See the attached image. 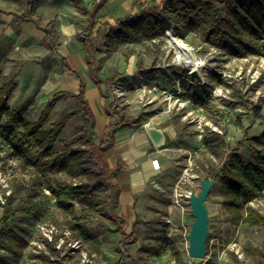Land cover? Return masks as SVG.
<instances>
[{
    "label": "rangeland",
    "instance_id": "374dc122",
    "mask_svg": "<svg viewBox=\"0 0 264 264\" xmlns=\"http://www.w3.org/2000/svg\"><path fill=\"white\" fill-rule=\"evenodd\" d=\"M100 1L85 0V3L90 8ZM133 1L109 0L101 18L115 25L117 20L140 10L131 6ZM142 1L155 6L160 0ZM28 4L35 5L34 18L48 32L49 38L44 36L41 41V46L46 49L54 47L57 50L65 42H76V36L87 25V20L76 15L65 0H0V11L4 13L0 14V72L12 59V71L6 77L0 76V85L16 73L24 59L31 57L29 50L20 51L19 23L13 25V18L7 16L8 13L28 14ZM217 5L224 11L222 3ZM171 23V27L176 25ZM11 26L17 37L7 36L5 30ZM172 31L203 62L204 68L196 70L195 76L191 75L189 66L175 63V52L166 40V32L162 38L144 40L138 44H117L116 49L103 42L102 55L98 56L95 64L100 69L97 77L108 81L102 87L106 108L113 106L121 115L134 118L132 127L143 129L156 120L168 122L171 130L169 141L157 148L163 151L169 166L158 172L154 184H150L147 205L160 209L161 215L156 218L166 225L168 208L178 198L183 212L181 220L177 216L176 222L179 223L178 227L182 222L185 229H174L168 243L165 235L157 234L153 236L155 240L145 239L128 246L127 250L133 257V261L128 264H176L170 244L188 263L257 264L258 261H264L263 230L260 226H246L226 212L221 183L222 166L231 154L237 153L243 162L252 164L256 163L253 150H259L264 155V146L252 143L250 138L262 131L264 121V57L259 42L246 39L257 52L236 58L207 43L198 28H180L178 36ZM90 34H94V31ZM58 57L56 54L54 59ZM141 70L153 73L146 77ZM81 71L86 74L89 68L84 67ZM182 80H188V86H182ZM65 90L68 91L67 88ZM79 108L75 100L61 101L51 113L48 124ZM38 112L30 111L23 118L32 121ZM98 121L96 118V124ZM111 123H115V118ZM80 124L79 117L73 119L64 128L60 139L73 138ZM15 128L19 130L18 126ZM98 136L93 137L94 143L99 145L104 142L103 146H106L104 136ZM72 147L83 158L89 154V145L80 147L74 143ZM55 149L59 152L61 146L57 144ZM56 177L68 180L64 174ZM208 177L214 181L205 202L210 240L206 257L196 260L187 255V236L193 221L187 196L189 193L197 194L201 179ZM47 181L41 177L35 179L33 168L25 164L9 140L0 137V205L4 203L5 197L18 189L20 192L14 194L15 204L18 201L26 203L29 198L32 201L38 199L39 196L35 198L33 185L48 199L45 212L38 220L17 214L9 221V228L14 233L6 238L10 248L0 247V257L6 264L78 263L77 255L68 256L63 252V257L62 253L41 252L37 248L40 234L35 225L38 222L55 224L59 231H69L72 238L77 239L75 232H71L68 227V222L73 219V215L65 208L70 203L68 198L63 194L57 200L51 192V188L55 189L52 178L49 176ZM247 206L264 216V191L258 193L257 199ZM81 207L79 203L73 204L74 215H79ZM1 213L0 207V216ZM97 216L104 224L90 229V232L99 236L106 264L116 263L121 257L119 222L105 220L102 212L97 213ZM144 236L150 237L147 230ZM85 248L88 251L87 246Z\"/></svg>",
    "mask_w": 264,
    "mask_h": 264
},
{
    "label": "trees",
    "instance_id": "16d2710c",
    "mask_svg": "<svg viewBox=\"0 0 264 264\" xmlns=\"http://www.w3.org/2000/svg\"><path fill=\"white\" fill-rule=\"evenodd\" d=\"M68 1L84 16L95 14L99 7L96 6L94 10L89 11L83 6L82 0ZM107 1L101 0L100 3ZM219 2L223 4L224 11L218 7ZM139 7L138 13L118 20L114 26L105 24L107 32L103 38L111 48L114 49L117 44H138L144 40L162 38L165 32L171 29L173 22L176 25L172 28L177 36L180 34V28H198L207 43L236 58L257 52L246 39L259 42L264 57V0H160L155 6L143 2L139 3ZM30 8V14L21 19L29 18L34 13V6ZM94 26L95 23L90 21L87 28L77 36L87 49L89 65L100 53L98 39L89 34ZM62 63L68 70L73 71L64 61ZM141 73L147 77L153 71L141 70ZM93 78L96 84L102 83L95 75ZM14 79L15 75L0 85V137L9 140L25 164L33 168L35 179L41 177L48 182V177L52 178L55 189L49 188L57 200L65 194L82 205L78 216L74 215L72 204L65 205L67 211L73 215L68 227L75 232L76 238L87 245L89 253L100 254L99 236L91 233L90 229L103 225L97 213L100 209L108 208L114 200L115 187L110 183V179L118 171V167L110 169L104 157L111 144L103 146L104 143L101 142L96 145L93 141L94 118L89 104L83 99V86H80L79 92L75 95L66 92L55 93L39 117L35 121H28L17 109H10L7 105V100L14 90ZM186 82L188 80H182L181 85H187ZM71 97L78 100L80 109L48 124L50 114L58 100ZM107 114L115 118V123L109 124V129L131 127L135 122L134 118L121 115L113 106L107 108ZM75 116L82 120L76 135L71 139H60L67 123ZM17 126L19 130L15 128ZM250 138L252 143L264 146V121L262 131ZM74 143H78L80 147L89 145L88 156L83 158L81 153L76 152L72 147ZM57 144L61 146L59 152L55 149ZM238 146L239 144L236 148ZM253 154L255 164L243 162L237 153L231 154L228 161L224 162L221 192L224 197L223 205L231 217L241 220L246 226H260L264 233V216L247 206L257 199L258 193L264 191V155L259 150H253ZM60 174H64L68 180L56 177ZM33 189L35 198L39 196L38 199L32 201L29 198L26 203L18 201L15 204L14 194L20 192L18 189L14 194L5 197L4 203L0 205L2 249L10 248L6 238L14 235L9 228L11 219L17 214H23L38 220L45 212L47 196L39 193L34 185ZM124 224V220H120L121 231L125 227ZM121 236L122 240L119 243L121 257L113 264H128L133 261L127 247L135 243L136 237L132 232L130 234L122 232ZM209 240L210 238L206 241L207 253ZM170 247L176 264H197L184 261L172 244ZM0 264H6L1 257ZM257 264H264V261H258Z\"/></svg>",
    "mask_w": 264,
    "mask_h": 264
},
{
    "label": "crops",
    "instance_id": "0c3cea01",
    "mask_svg": "<svg viewBox=\"0 0 264 264\" xmlns=\"http://www.w3.org/2000/svg\"><path fill=\"white\" fill-rule=\"evenodd\" d=\"M65 1L67 2V5L72 6L76 15L87 20L85 29L90 21L95 23L94 28L90 31L91 33L94 31V34H89L91 37H96L98 39L100 53L95 57L92 64L89 65L87 62V49L84 44L78 40V38H76L77 41L74 43L65 42V44L58 47L57 50L54 47L46 49L41 46L43 37L46 36V38H49V36L48 32H46L42 26L40 27L37 19L34 18L36 9L34 10V13L29 16V18L21 19V17H25L30 14V7L33 4H28V14L26 15H13L12 13H8L7 16L13 18L12 22L15 23L13 25L19 23L20 33L18 37L20 39V51L24 52L25 50H29L31 57L24 59V61L20 64L21 66L17 68L16 73L11 75H15V79L13 81L14 90L7 100V105L10 109H17L22 117L30 111H39L36 118L32 120L35 121L43 111L49 99L55 93L66 92L75 95L79 92V88L82 85L83 99L89 104L94 118L92 132L95 136L97 134H99L98 137L104 136L107 141V145L111 144L110 149L104 153V157L110 169L118 167V171L110 179V183L115 187L114 200L108 208L100 209L99 211L102 212L105 220L117 221L119 223L120 220H124V229L121 231L118 225V231L120 234L122 232L125 234H130L131 232L134 233L136 237L135 243H139L145 239L149 241L155 240L153 236L157 234L165 235L166 243H168V239L172 238L174 229L178 228V223L176 222V218L178 216L177 210L172 208V206H169L167 218L165 217L166 225H163V223L158 221L156 218V216L161 215L160 209L155 206L150 207L147 205V198H150V196L147 195V190L149 189L150 184H154L153 182H155V176L157 173L169 166L167 157L164 155L163 151H159L152 144L146 132L147 126L144 127L145 129L132 127L133 124L131 127H122L119 129L108 128L109 124H112L111 120L113 118L109 117L107 114L108 107L106 108L105 99L102 94V87L108 83V81L97 77L100 73V69L95 64L98 56L102 55L101 44L105 42L103 37L107 32L105 24L107 23L114 26V24L112 25L108 21L101 18L104 6L109 0L105 3L98 2L90 8L86 6L87 4L85 3V0H82L83 6L89 11L94 10L96 6H99L96 13L93 15L90 13L89 16L81 15L75 10L74 6L68 0ZM143 2L145 1L135 0L131 6L138 7L140 9L139 3ZM33 6L35 8V5ZM0 12V14H4L2 11ZM12 26L6 28L5 31L7 36L17 37V34H15L12 30ZM13 32L14 34H12ZM114 49H116V47ZM26 53L27 52L23 54ZM56 54L59 57L54 59ZM11 61L12 59L9 63H7V65H4L2 71L0 72V76L6 77L11 73ZM63 61L73 71L64 67L62 63ZM84 67L89 68V71H87L86 74L81 71ZM94 75L102 83L96 84L95 79L93 78ZM65 88H67L68 91L65 90ZM63 100H75L78 103V100L75 97L60 98L56 106ZM95 116L99 119V123L97 122V124ZM76 117L79 116H75L73 119ZM147 125L150 126V124ZM151 125L162 129L165 137V145L170 139L171 130L169 123L156 122L155 120V123ZM154 160L157 161V164L159 165L158 169H154L152 165ZM65 196L68 198L67 201L70 202L69 204L73 205L78 203L76 199H70L67 195ZM99 211L98 213H100ZM167 219H171L175 226L167 224ZM145 230L149 232V238L144 236ZM71 232L73 231L71 230ZM77 239L82 243L84 251L89 253V251L85 248L87 245H85L81 239ZM89 254H95L98 256L92 264H106V259H104L102 253Z\"/></svg>",
    "mask_w": 264,
    "mask_h": 264
},
{
    "label": "water",
    "instance_id": "95a60500",
    "mask_svg": "<svg viewBox=\"0 0 264 264\" xmlns=\"http://www.w3.org/2000/svg\"><path fill=\"white\" fill-rule=\"evenodd\" d=\"M172 29L173 28L171 27V29L168 30L171 34L173 33ZM190 71L192 76L196 75V69L192 68ZM146 132L155 148L164 145L165 137L160 127L148 125L146 127ZM213 182V178L210 177L201 179L200 191L197 194L189 193L187 196L190 206V215L193 219L187 236V255L191 259L203 260L207 255L206 241L209 237V217L205 202L209 197Z\"/></svg>",
    "mask_w": 264,
    "mask_h": 264
},
{
    "label": "built area",
    "instance_id": "2783aa9c",
    "mask_svg": "<svg viewBox=\"0 0 264 264\" xmlns=\"http://www.w3.org/2000/svg\"><path fill=\"white\" fill-rule=\"evenodd\" d=\"M152 165L154 169L159 168V165L155 160L152 162ZM171 206L177 210L179 217L182 216L183 207L180 204V200L178 198L172 201ZM166 223L170 226H175L171 219H167ZM35 226L37 227L40 234V241L39 244H37V248H39L41 252L44 250L54 251L59 255L61 253L63 254V252L68 256L77 255L79 260L77 264H92L98 258L97 255L89 254L84 251L82 243L78 239H73L69 231H59L57 226L52 223L38 222ZM179 228L185 229L182 225V222L180 223V227H178L176 230H179ZM64 254L62 255L63 257H65Z\"/></svg>",
    "mask_w": 264,
    "mask_h": 264
},
{
    "label": "bare ground",
    "instance_id": "6f19581e",
    "mask_svg": "<svg viewBox=\"0 0 264 264\" xmlns=\"http://www.w3.org/2000/svg\"><path fill=\"white\" fill-rule=\"evenodd\" d=\"M166 40L175 52V63L178 65L189 66L197 71L204 68V64L201 59L192 54L188 47L170 31L166 32ZM148 126V125H146Z\"/></svg>",
    "mask_w": 264,
    "mask_h": 264
}]
</instances>
